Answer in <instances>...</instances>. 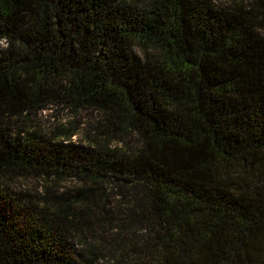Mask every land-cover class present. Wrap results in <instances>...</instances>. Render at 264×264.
<instances>
[{
  "label": "trees",
  "instance_id": "1",
  "mask_svg": "<svg viewBox=\"0 0 264 264\" xmlns=\"http://www.w3.org/2000/svg\"><path fill=\"white\" fill-rule=\"evenodd\" d=\"M103 256L264 264V0H0V264Z\"/></svg>",
  "mask_w": 264,
  "mask_h": 264
},
{
  "label": "rangeland",
  "instance_id": "2",
  "mask_svg": "<svg viewBox=\"0 0 264 264\" xmlns=\"http://www.w3.org/2000/svg\"><path fill=\"white\" fill-rule=\"evenodd\" d=\"M241 0H211L213 3H219V4H231L232 2H238ZM92 118V115L90 116V113L88 111H82L79 112L77 115H74L70 113L67 110L59 109L55 107H47L46 110L36 114L34 117H32V125L35 130H37L40 133L44 134H50L54 130L56 131L57 128L60 127H69L74 126L76 129V134L70 139L71 143L74 144H85V129L86 122L89 118ZM30 122V123H31ZM18 183V191L22 192L23 194H29V195H37L38 193H41L44 189V182L42 180H38L35 178H25L23 180H20ZM51 185L50 182L46 184V186L49 187ZM64 187L66 189L72 190L76 187L71 182H60L58 184V187L55 188V192L59 193L62 192ZM113 230H104L103 232L100 231L99 239L97 242L99 243V247H103L104 244H107L111 240L112 234H116L117 228L113 225ZM96 236V233H94ZM82 242V241H81ZM104 258L99 262V264H106V258Z\"/></svg>",
  "mask_w": 264,
  "mask_h": 264
},
{
  "label": "built area",
  "instance_id": "3",
  "mask_svg": "<svg viewBox=\"0 0 264 264\" xmlns=\"http://www.w3.org/2000/svg\"><path fill=\"white\" fill-rule=\"evenodd\" d=\"M2 41H4V40H2Z\"/></svg>",
  "mask_w": 264,
  "mask_h": 264
}]
</instances>
